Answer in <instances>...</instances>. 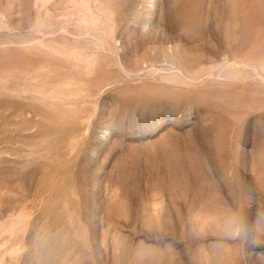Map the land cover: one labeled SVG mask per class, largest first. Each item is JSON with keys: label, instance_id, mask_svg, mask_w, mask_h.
Instances as JSON below:
<instances>
[{"label": "rangeland", "instance_id": "rangeland-1", "mask_svg": "<svg viewBox=\"0 0 264 264\" xmlns=\"http://www.w3.org/2000/svg\"><path fill=\"white\" fill-rule=\"evenodd\" d=\"M0 264H264V0H0Z\"/></svg>", "mask_w": 264, "mask_h": 264}, {"label": "bare ground", "instance_id": "bare-ground-1", "mask_svg": "<svg viewBox=\"0 0 264 264\" xmlns=\"http://www.w3.org/2000/svg\"><path fill=\"white\" fill-rule=\"evenodd\" d=\"M233 2V1H232ZM237 5V4H236ZM236 7V6H235ZM230 8H232V7H230ZM232 11H233V9H232ZM230 13H231V11H230ZM231 17V16H230ZM233 17H234V15H233ZM232 18V17H231ZM233 19H235V18H233ZM232 19V20H233ZM234 21H236V20H234ZM239 21V20H238ZM233 23H235V22H233ZM239 23V22H238ZM237 24V23H236ZM234 26V25H233ZM236 28V27H235ZM232 30V29H231ZM234 40V39H233ZM228 153V152H227ZM164 155V154H163ZM225 157H226V155H225ZM168 158V157H167ZM226 159V158H225ZM163 160H164V158H163ZM167 164H169V163H167ZM172 164V162L170 163V165ZM193 164V163H192ZM172 165H174V163L172 164ZM194 165V164H193ZM166 167V166H165ZM170 167H172V166H170ZM193 168H195V167H193ZM167 169V168H166ZM168 169H170L169 167H168ZM192 169V168H191ZM151 170V169H150ZM175 170V169H174ZM154 171V170H153ZM193 171V170H192ZM195 171V170H194ZM167 172H169V171H167ZM172 172H173V170H172ZM177 172V171H176ZM174 173V172H173ZM195 173H196V171H195ZM159 174V173H158ZM177 174H179V173H177ZM187 174V173H186ZM197 174V173H196ZM173 176V178H172V186H170V189H173V188H171V187H174V185H176V183H177V186H180L179 188V190H180V197H181V200H184V198L185 199H187V198H189L190 197V195H189V197L187 196V194H189V192H198L196 195V200H197V198H198V200L196 201V202H198L199 201V199H203V201H204V193H202V192H206V187L204 186V183H203V179H201L200 177H198V175H196L195 177H196V186H195V189H194V187H193V184L192 185H190V186H192V188L193 189H191V187H189V185H188V176H186V175H174V174H172ZM188 175V174H187ZM176 176V177H175ZM190 178V177H189ZM191 179V178H190ZM170 180H171V178H170ZM155 183V182H154ZM195 183V182H194ZM207 183V182H206ZM208 184V183H207ZM168 185V184H167ZM154 186V185H153ZM152 186V187H153ZM160 188V187H159ZM150 189V188H149ZM169 189V188H168ZM169 189V190H170ZM174 190H175V188H174ZM192 190V191H191ZM172 191V190H171ZM170 191V192H171ZM173 192V191H172ZM167 193V192H166ZM207 193V192H206ZM139 195H141V194H139ZM170 195V194H169ZM205 195H207V194H205ZM216 195V194H215ZM193 196V195H192ZM144 197V196H143ZM154 197V196H153ZM183 198V199H182ZM192 198V197H191ZM138 200V199H137ZM140 200V199H139ZM189 201V200H188ZM207 201V200H206ZM205 201V202H206ZM208 201H210V200H208ZM213 201V200H212ZM211 201V202H212ZM185 202V201H184ZM201 203V202H200ZM186 204V203H185ZM198 204V203H197ZM222 204V203H221ZM204 206H205V204H203ZM211 205V204H210ZM201 206V205H200ZM215 206V205H214ZM218 206H220V204L218 205ZM116 208V207H115ZM115 208H113L114 209V211L115 210H119V209H115ZM210 208H212V206L211 207H209V209ZM204 209V208H203ZM118 212H120V210L118 211ZM114 213V212H113ZM115 214V213H114ZM111 215H113V214H111ZM114 218H115V216H113ZM112 219V217H110V220ZM168 224H170V223H167L166 225H168Z\"/></svg>", "mask_w": 264, "mask_h": 264}, {"label": "clouds", "instance_id": "clouds-1", "mask_svg": "<svg viewBox=\"0 0 264 264\" xmlns=\"http://www.w3.org/2000/svg\"><path fill=\"white\" fill-rule=\"evenodd\" d=\"M250 244H252L254 247L258 244V242L257 241H255V240H252L251 238H250Z\"/></svg>", "mask_w": 264, "mask_h": 264}]
</instances>
